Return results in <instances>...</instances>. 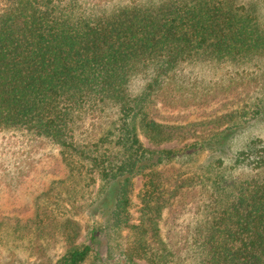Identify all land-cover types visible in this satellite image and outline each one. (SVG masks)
<instances>
[{"label": "trees", "instance_id": "16d2710c", "mask_svg": "<svg viewBox=\"0 0 264 264\" xmlns=\"http://www.w3.org/2000/svg\"><path fill=\"white\" fill-rule=\"evenodd\" d=\"M3 1L0 134L49 141L69 171L38 207L37 229L59 215L52 224L65 243L55 263L43 264L100 255L98 226L80 241L82 225L68 216L79 202H91L90 216L109 228L128 229L129 264H264V141L223 151L244 126L264 123V0ZM199 64L232 71L178 96L195 106L227 96L230 109L185 125L154 120V101H178L173 93L185 84L177 74ZM172 143L184 147L160 148ZM203 152L206 162L187 165ZM138 177L140 218L129 223ZM166 211L171 226L194 213V229L164 238Z\"/></svg>", "mask_w": 264, "mask_h": 264}, {"label": "rangeland", "instance_id": "374dc122", "mask_svg": "<svg viewBox=\"0 0 264 264\" xmlns=\"http://www.w3.org/2000/svg\"><path fill=\"white\" fill-rule=\"evenodd\" d=\"M131 0H113L112 6L124 4ZM5 2L0 0V11L4 8ZM228 70L225 67L212 69L206 65H189L177 74L178 80L185 84L180 91L175 90L174 95L187 94L189 90L202 89L224 82L229 75L221 76ZM144 79L137 78L131 84V92L139 94L143 90ZM233 96V95H232ZM174 101L159 98L151 105V117L165 124L185 125L204 119H209L224 114L230 109L229 98L223 96L212 104L192 105L181 100ZM233 106L236 107V104ZM116 119L114 112L111 118L103 121L105 127ZM91 122H87L86 128ZM101 131H98V135ZM147 147L155 149L147 140L143 139ZM264 141V123H252L246 125L231 140L226 142L223 151L228 155L241 150L249 141ZM183 144H165L160 148L173 149L183 148ZM61 149L54 146L47 140H39L25 135H3L0 134V264H43L55 263L65 252V243L60 237L59 229L53 226V220L59 215L51 217L47 229L34 223L37 217L38 207L43 205L44 194L49 192L55 182L67 179L68 168L63 163ZM218 154V152H216ZM214 154L212 157H215ZM210 157L209 153L196 154L190 160L188 166L196 167L202 165ZM177 167L183 166L176 163ZM144 179H135L131 193V207L129 209V223H138L140 218L139 194L143 189ZM96 189V188H95ZM89 204L82 205L79 202V209H73L68 216L73 217L82 225V238L86 240L88 228L98 226L101 236L100 255L94 254L85 264H129L125 257V251L129 245L128 229H111L104 223L101 217H91ZM177 205V201L174 203ZM190 207V206H189ZM70 209V207L68 206ZM49 210L47 213L50 215ZM51 216V215H50ZM168 212L164 214L161 222V233L164 238L171 229H194L196 216L192 212H186L176 225L171 226L168 220ZM45 230L44 234L39 236ZM145 264L144 262H140ZM186 264H192L191 261ZM193 264L196 261L193 260ZM198 264V261H197Z\"/></svg>", "mask_w": 264, "mask_h": 264}]
</instances>
